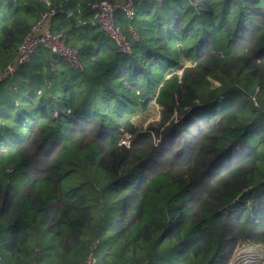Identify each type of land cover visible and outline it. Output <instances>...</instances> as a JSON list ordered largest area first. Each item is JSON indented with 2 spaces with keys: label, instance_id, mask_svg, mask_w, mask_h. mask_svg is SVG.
<instances>
[{
  "label": "trees",
  "instance_id": "16d2710c",
  "mask_svg": "<svg viewBox=\"0 0 264 264\" xmlns=\"http://www.w3.org/2000/svg\"><path fill=\"white\" fill-rule=\"evenodd\" d=\"M98 1L0 0L4 263L82 264L94 240L98 264H230L236 247L264 250V0L138 3L116 19L130 55L86 44L104 38L88 24ZM54 6L51 31L82 69L50 71L40 47L6 76ZM148 96L160 119L142 130L131 118ZM238 196L260 222L222 212Z\"/></svg>",
  "mask_w": 264,
  "mask_h": 264
},
{
  "label": "built area",
  "instance_id": "2783aa9c",
  "mask_svg": "<svg viewBox=\"0 0 264 264\" xmlns=\"http://www.w3.org/2000/svg\"><path fill=\"white\" fill-rule=\"evenodd\" d=\"M165 0H99L89 4L91 12V19L88 22L90 27L98 28L102 33L106 34L115 44L117 52L125 55H130L131 44L127 39L125 33L117 25L116 19L122 15L127 20H132L135 17L136 5L138 3H146L160 6ZM57 7H51L44 11L39 19L32 24L23 35L21 43L17 46V53L15 59L7 64L5 74L12 76L13 72L20 66L24 65L26 61L32 56L34 51L40 47L46 48L49 54V69L53 71L56 63L65 62L73 70H81L83 63L80 60L78 50L67 42V35L64 32H52L50 28V19L55 14ZM86 24L85 21H83ZM130 36L136 38L133 31H129ZM131 134L124 133L119 144L129 146ZM100 246L98 240L91 242L89 249L84 257L83 264H98L96 252ZM247 246L236 247L234 252V260L232 264H238L236 259L239 256L246 258V262H251L248 258L251 256ZM248 251V252H247ZM0 264H5L3 255L0 250ZM31 264H36L32 262Z\"/></svg>",
  "mask_w": 264,
  "mask_h": 264
},
{
  "label": "rangeland",
  "instance_id": "374dc122",
  "mask_svg": "<svg viewBox=\"0 0 264 264\" xmlns=\"http://www.w3.org/2000/svg\"><path fill=\"white\" fill-rule=\"evenodd\" d=\"M180 73V71H179ZM213 86L217 85V82L213 81L212 82ZM233 95L235 92H232ZM237 98V97H235ZM146 101V102H145ZM145 101H142V106L140 107V111L136 113L132 118V126L137 127L138 129L142 130H148L150 128L157 127V123L160 119V111L161 107L156 104L154 96H148ZM210 109L207 110L210 112ZM212 111V109H211ZM206 113V114H207ZM120 127H123L125 129L129 128L125 124H121ZM127 131V130H126ZM257 204L252 205L251 200L249 199H242V196H238L235 198V201L233 202V206L230 207L229 205L226 206L222 212L230 214L233 217H238L241 219H249V220H255L257 222L261 221V218L259 217L258 211H257ZM247 250H249V254L251 256L248 258L251 262H246V258L242 257V261L240 260L241 258L237 256L238 258L236 259L235 262L238 261V264H264V250L255 248L252 249V246L247 245ZM233 261L230 262L232 264Z\"/></svg>",
  "mask_w": 264,
  "mask_h": 264
},
{
  "label": "crops",
  "instance_id": "0c3cea01",
  "mask_svg": "<svg viewBox=\"0 0 264 264\" xmlns=\"http://www.w3.org/2000/svg\"><path fill=\"white\" fill-rule=\"evenodd\" d=\"M83 21L86 22V20H82V21H81L82 24H84ZM100 34H101V36L104 37L103 39H100V38H99L98 40H95V41H89V42H86V44H87V45L89 44L90 47H92V48L95 49V47H97V46H96L97 43L100 44V43H99L100 40H101V42H107V41H108V42H111V41H112V40H111L106 34L102 33L101 31H100ZM135 35H136V34H135ZM82 264H83V263H82Z\"/></svg>",
  "mask_w": 264,
  "mask_h": 264
},
{
  "label": "water",
  "instance_id": "95a60500",
  "mask_svg": "<svg viewBox=\"0 0 264 264\" xmlns=\"http://www.w3.org/2000/svg\"><path fill=\"white\" fill-rule=\"evenodd\" d=\"M70 16V15H69ZM70 20L73 22V18H72V16H70Z\"/></svg>",
  "mask_w": 264,
  "mask_h": 264
}]
</instances>
